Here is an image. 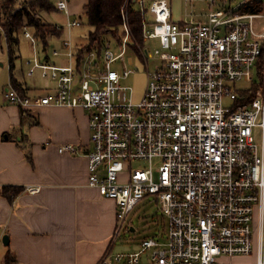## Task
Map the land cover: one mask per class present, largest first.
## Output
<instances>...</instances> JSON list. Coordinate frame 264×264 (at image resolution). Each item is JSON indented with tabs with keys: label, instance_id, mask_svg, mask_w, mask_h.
I'll return each instance as SVG.
<instances>
[{
	"label": "built area",
	"instance_id": "2783aa9c",
	"mask_svg": "<svg viewBox=\"0 0 264 264\" xmlns=\"http://www.w3.org/2000/svg\"><path fill=\"white\" fill-rule=\"evenodd\" d=\"M133 1L143 15L142 43L126 0L121 53L114 52L111 40L88 48L64 38V51H46L45 61L36 57L27 71L33 76L40 69L53 80L47 93L22 94L10 83L5 96L27 110L56 105L87 112L89 185L116 201V235L145 198L160 203L168 220L165 239L145 237L137 252H109L101 264H141L146 251L151 264H220L221 256L248 255L256 248L257 264H264V78L254 96L247 92L264 56V20L257 21L264 11L242 12L252 0H241L211 7L203 21L177 22L168 0H150L149 6L147 0ZM68 6L69 0L56 4L66 12ZM79 25L83 20L76 18L56 27L70 31ZM21 33L39 44L27 24ZM151 39L159 43L155 50ZM130 46L146 64L149 58L159 60L148 70L139 101L127 96L132 87L121 84L133 71L124 56ZM118 60L123 72L112 66ZM241 81L249 85L239 87ZM255 127L261 128L260 140ZM59 150L78 152L73 144ZM134 161L149 165L134 167Z\"/></svg>",
	"mask_w": 264,
	"mask_h": 264
},
{
	"label": "crops",
	"instance_id": "0c3cea01",
	"mask_svg": "<svg viewBox=\"0 0 264 264\" xmlns=\"http://www.w3.org/2000/svg\"><path fill=\"white\" fill-rule=\"evenodd\" d=\"M24 1L29 0H18L17 7H21ZM88 1L69 0V17L84 20V14L87 18ZM168 1L174 21H203L207 18L209 11L191 14L172 8ZM56 11L62 12L58 8ZM1 20L0 0V36ZM63 32L53 34L49 39L59 36L55 42L62 45ZM82 40L76 43L85 44L87 35ZM16 78L28 93H39L37 89L29 87L26 77ZM1 82L0 186L12 185L22 190L14 197L0 194V235L8 234L10 238L9 243L0 250V264H4L8 252L16 257V261L11 264H101L109 252L112 256L125 253L113 251L116 247L114 243L118 222L116 201L102 196L97 188L89 185L87 152L91 149V140L89 144L86 143L89 128L87 112L78 107L39 106L36 108L41 110L37 111L38 117L34 118L37 124L26 129L23 121L28 112H22L19 106L6 99L8 81H4L3 85ZM79 114L86 115L85 127L78 123ZM49 127L52 129H47ZM65 143L76 145L78 152H61L59 147ZM30 187L39 189L34 192ZM153 200L147 197L141 201L130 213L128 220L133 221L144 212L151 216ZM158 227L157 223L149 222L145 225L144 228L148 230L145 229L147 231L141 240L145 237L165 239L155 236ZM131 230L136 232L138 228L131 225ZM137 251L133 249L128 252ZM141 264H151L150 252L142 255Z\"/></svg>",
	"mask_w": 264,
	"mask_h": 264
},
{
	"label": "rangeland",
	"instance_id": "374dc122",
	"mask_svg": "<svg viewBox=\"0 0 264 264\" xmlns=\"http://www.w3.org/2000/svg\"><path fill=\"white\" fill-rule=\"evenodd\" d=\"M58 1L59 0H53V2L56 4ZM149 2H150L149 0L146 1L147 6L150 5ZM240 2L241 0H170L172 8L181 9V11H185V12L186 11L191 12V14L192 13H203V12L206 13L211 9V7L220 8V7H223L224 5L235 6L239 4ZM42 15L44 19L50 23H61L63 25H66L68 20L73 19L69 17L68 12L66 11H62V12H59V11L57 12L56 10L52 12L45 11V12H42ZM146 15L148 19L151 20L152 15L149 12H147ZM82 16H83L82 18L84 19L83 25L75 26L71 28L70 31H68V29H65L62 34L63 35L62 39L69 37L73 40V42H78L82 40L84 37H86L88 32L91 30V26L88 24V18H86L84 14H82ZM188 17L189 16H187V18ZM263 20L264 19H261V18L257 19L259 23L263 22ZM120 30L121 29L119 28L118 33L120 32ZM121 36L123 37V35ZM135 37L139 43H142L137 38L136 34H135ZM56 39H59V36L50 38L47 48L45 50L43 45L40 42L38 45L34 44L30 38L25 36V34H22V33L20 34V51H19L20 57L16 60L15 74L18 78L26 77L28 79L27 82L30 84L29 87H33L37 89L36 91H39L41 94H45L50 90L48 89V86L53 85L52 84L53 80L47 77H43L40 69H37L33 76H28L27 71L29 70L30 65L35 64L34 59L36 57H40L42 62L45 61L46 51L51 53L54 48H59L62 51H64L62 45L60 43L58 45L57 42H55ZM104 40L106 41L111 40L112 48L116 54H119L122 52L123 47L119 46L120 44V41H118L119 36H114L113 33H110L105 36ZM150 42L149 43L152 45L153 50H155L159 46V43L157 40L151 39ZM124 56H125L126 61L128 62V68L132 69L133 71L128 77H123L121 79V84L132 87V90H129L127 92V96L132 98L134 101H139L142 98V95L144 93V90L147 84L148 70L151 72L154 71L159 60L157 57L149 58L147 62L148 64H146L141 53L138 52L136 49L132 48L131 46L124 52ZM29 60L31 61L33 60V61L29 63ZM58 61H61V59H58ZM102 62L103 60H101V63ZM102 65H104V63H102ZM112 66L113 68L119 70L120 72H123L124 70L121 60L113 62ZM0 72H1L0 81H3L1 82V84L3 85L4 81H8L7 86H6V89H7L10 85L9 84L10 67H9L8 44L4 37L3 30L1 31V36H0ZM255 79L257 80V76ZM247 85H249V82L247 81L238 82L239 87H246ZM6 99L10 101L7 97ZM225 103L230 104L231 100L228 97H226ZM15 105L19 106L18 104H15ZM38 110H41V109L40 108L39 109L32 108L28 110L25 109V111L28 112L25 115H28V116L25 117L23 121L24 128L29 129V126L37 124L34 118L38 117V112H37ZM85 114H79L77 116V118L79 119V122H78L79 125L83 127H85L84 125V119H86ZM47 129L51 130L52 127H49ZM261 133L262 131L260 127L254 128V134H255L256 139L260 140L262 138ZM90 135H91V131L88 128V139H87L88 142H86L87 144L90 143ZM50 140L53 142H57L54 139L53 140L50 139ZM71 143H81V142H71ZM27 145L31 147L30 146L31 144L29 142H27ZM88 162H89V157H88ZM158 163H159L158 160L154 161V165L157 166ZM132 165L134 167H144V166H148L149 163L145 161H134ZM121 179H125V176H121ZM151 198L153 199V197ZM153 202H154V205L150 208V211L152 212L151 216L146 214V212L141 213L140 215L136 216V218H134L133 221L127 220V223L128 221L130 222L127 225H125V228L121 230L120 234L116 235L115 233V236H117V238L115 239V243H114L116 247L115 248L113 247L114 253L117 251L130 253L128 251L133 250V249H136V250L141 249V244H140L141 237L148 230L147 228H144V226L147 225L149 222L159 224L157 231L154 229L156 231L155 236L166 237L167 229H168L167 217L165 216L163 210L160 208V203L155 200H153ZM131 225L136 226L138 230L136 232H133L131 230ZM145 229L147 230L145 231ZM5 246H6L5 243L2 241V243L0 244V250H3ZM148 252L149 251H146L144 253L147 254ZM218 262L220 264H257V248L254 250L253 253L248 254V255L221 256L219 257Z\"/></svg>",
	"mask_w": 264,
	"mask_h": 264
},
{
	"label": "trees",
	"instance_id": "16d2710c",
	"mask_svg": "<svg viewBox=\"0 0 264 264\" xmlns=\"http://www.w3.org/2000/svg\"><path fill=\"white\" fill-rule=\"evenodd\" d=\"M126 0H89L86 5L88 24L91 30L87 34L86 45L90 48L94 43L101 44L105 36L110 33L119 36V28L122 23V8ZM18 0H1L2 20L1 26L4 37L8 44L9 62L11 70V83L20 93L28 92L22 83L16 78V60L20 57V34L24 25L30 26L35 35L40 40L44 49L47 48L49 37L53 34H60L61 30L56 24L46 21L42 17V12H52L57 10L52 0H29L24 1L21 7H17ZM130 20L133 24L134 32L140 42H143V15L139 3L130 0L129 2ZM240 10L242 12L260 13L264 11L263 0H252L244 4ZM257 80L250 85L247 92L254 96L255 90L261 86L264 78V56L261 57L257 66ZM22 109V108H21ZM25 109H22L24 112ZM22 188L4 185L0 186V194L14 197ZM16 261V257L8 252L5 256L4 264H11Z\"/></svg>",
	"mask_w": 264,
	"mask_h": 264
},
{
	"label": "water",
	"instance_id": "95a60500",
	"mask_svg": "<svg viewBox=\"0 0 264 264\" xmlns=\"http://www.w3.org/2000/svg\"><path fill=\"white\" fill-rule=\"evenodd\" d=\"M9 240H10V238H9L8 234H5V235L3 236V241H4V243H5V244H8V243H9Z\"/></svg>",
	"mask_w": 264,
	"mask_h": 264
}]
</instances>
